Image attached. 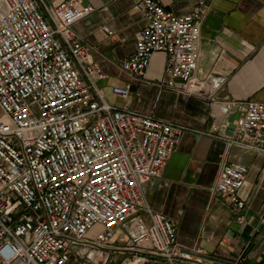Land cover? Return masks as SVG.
<instances>
[{
    "label": "built area",
    "instance_id": "2783aa9c",
    "mask_svg": "<svg viewBox=\"0 0 264 264\" xmlns=\"http://www.w3.org/2000/svg\"><path fill=\"white\" fill-rule=\"evenodd\" d=\"M135 7L146 26L125 63L131 78L167 54L162 86L207 98L210 86L196 76L205 1L178 16L158 0ZM93 11L83 0H0V264H214L180 245L144 192L186 127L109 100L129 99L131 85L108 93L97 84L107 76L73 28ZM103 33L114 35L110 26ZM244 107L226 138L264 155V103ZM248 172L226 162L215 187L240 224Z\"/></svg>",
    "mask_w": 264,
    "mask_h": 264
},
{
    "label": "crops",
    "instance_id": "0c3cea01",
    "mask_svg": "<svg viewBox=\"0 0 264 264\" xmlns=\"http://www.w3.org/2000/svg\"><path fill=\"white\" fill-rule=\"evenodd\" d=\"M83 1L94 11L73 28L107 76L97 84L108 93L131 85L129 99L109 94V100L186 127L163 176L144 188L151 210L176 225L181 246L201 248L214 264H264V155L226 138L230 114L243 113L252 100L264 103V0H204L209 11L202 21L196 76L210 86L207 98L162 86L167 54L155 53L145 77L131 78L125 63L146 26L135 7L138 0ZM158 2L177 16L197 5V0ZM107 26L112 37L103 33ZM231 103V112L223 114L220 107ZM226 162L249 168L239 191L245 202L242 224L228 199L215 191Z\"/></svg>",
    "mask_w": 264,
    "mask_h": 264
},
{
    "label": "water",
    "instance_id": "95a60500",
    "mask_svg": "<svg viewBox=\"0 0 264 264\" xmlns=\"http://www.w3.org/2000/svg\"><path fill=\"white\" fill-rule=\"evenodd\" d=\"M241 112L230 114L227 119V128H226V136L233 137L234 131L236 129V121H238L241 117Z\"/></svg>",
    "mask_w": 264,
    "mask_h": 264
},
{
    "label": "rangeland",
    "instance_id": "374dc122",
    "mask_svg": "<svg viewBox=\"0 0 264 264\" xmlns=\"http://www.w3.org/2000/svg\"><path fill=\"white\" fill-rule=\"evenodd\" d=\"M100 229H99V227H96V228H94L91 232H90V234L91 235H94L95 233H97L98 231H99ZM117 260V259H116ZM115 260V262L113 263V264H117V261Z\"/></svg>",
    "mask_w": 264,
    "mask_h": 264
}]
</instances>
